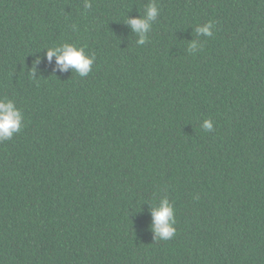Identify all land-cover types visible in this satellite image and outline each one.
<instances>
[{
	"label": "trees",
	"instance_id": "obj_1",
	"mask_svg": "<svg viewBox=\"0 0 264 264\" xmlns=\"http://www.w3.org/2000/svg\"><path fill=\"white\" fill-rule=\"evenodd\" d=\"M83 2L0 0V97L25 118L0 143V264H264V0H157L143 46L124 22L149 0ZM64 42L88 76L43 60Z\"/></svg>",
	"mask_w": 264,
	"mask_h": 264
},
{
	"label": "clouds",
	"instance_id": "obj_2",
	"mask_svg": "<svg viewBox=\"0 0 264 264\" xmlns=\"http://www.w3.org/2000/svg\"><path fill=\"white\" fill-rule=\"evenodd\" d=\"M92 0H84V9L92 8ZM160 8L157 0H149L143 14L139 12L137 17H128L124 24L128 26L136 36V44L143 46L149 41V33L152 30L154 22L160 15ZM215 21L208 20L203 24H197L193 31L196 34L195 39L188 41L187 52L190 55H195L203 51V44L197 39L200 36L213 37ZM75 28V26H73ZM43 60H47L52 64L53 59L55 64L53 72L65 73L71 70L80 77H86L92 71V66L95 62V54L86 52L85 46H80L71 42H64L59 45L46 47ZM34 67L30 72V76L35 79L37 66L42 63V58L37 57L34 61ZM24 113L19 108L14 99L7 96L0 97V143L10 141L13 137L21 132L24 125ZM214 121L212 119L203 120L200 127L205 132L214 131ZM165 194L161 195L158 201L150 204L151 223L149 230L152 232L154 239L169 240L175 233V225L177 223L175 217V202L170 200L167 193V188L164 189Z\"/></svg>",
	"mask_w": 264,
	"mask_h": 264
}]
</instances>
